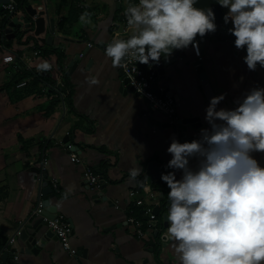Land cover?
Here are the masks:
<instances>
[{"label": "crops", "instance_id": "1", "mask_svg": "<svg viewBox=\"0 0 264 264\" xmlns=\"http://www.w3.org/2000/svg\"><path fill=\"white\" fill-rule=\"evenodd\" d=\"M29 1L24 5L30 4L36 17L22 16L19 11L21 18L29 19V32H34V21L42 18L39 35H51L52 40L51 44L41 43L31 34L17 33L8 50L0 53V233L10 236L19 225H29L37 218L32 211L39 175L30 168H40L56 194L50 203L71 224L70 242L79 256L70 255L51 237L36 254L18 252L16 264H178L162 215L156 219L157 236L153 228L138 237L127 223L130 191L147 203L152 202V192H157L158 199L160 192L167 197L164 183L146 177L147 164L157 161L165 167L170 159L166 152L170 138L180 141L174 131L179 121L186 122L187 135L194 138L199 129L207 127L204 109L209 99L201 88L195 61L204 66L214 96H225L217 108H232L233 101L247 89L264 87V69L247 70L243 50L234 48L229 34L216 40L197 37L199 55L189 46L159 80L160 87L175 99L177 123L157 110L148 117L142 97L120 89V67L113 66L103 51L104 44L121 29L129 0ZM83 13H88L84 20ZM45 46L61 50L67 78L56 58L46 54ZM7 52L15 56L11 63L1 60ZM43 61L51 65L46 71L37 67ZM74 61L76 67L69 73ZM91 77L98 83L91 84ZM19 80L27 81L26 85L17 88ZM58 84L66 90L60 102L55 96ZM70 92L69 104L66 96ZM66 135L74 151L62 141ZM72 153L78 162L70 160ZM254 155L264 163V154ZM133 166L142 170L131 180ZM88 169L106 183L98 200L91 195L100 189L84 178ZM168 171L172 170L165 167L164 173ZM179 176L177 171L176 178ZM162 206L167 212L168 202ZM159 207L155 209L159 211ZM161 235L166 236L165 241ZM14 239L13 246L19 251L24 244L17 236Z\"/></svg>", "mask_w": 264, "mask_h": 264}, {"label": "clouds", "instance_id": "2", "mask_svg": "<svg viewBox=\"0 0 264 264\" xmlns=\"http://www.w3.org/2000/svg\"><path fill=\"white\" fill-rule=\"evenodd\" d=\"M215 3L225 10L222 21L231 24L228 34L234 48L243 50L247 70L264 69V0ZM196 4L129 0L124 16L132 34L114 35L104 44L105 57L113 66L132 61L151 67L189 46L199 55L197 37L217 25L213 9ZM37 67L46 71L51 65L43 61ZM224 98L221 93L209 99L207 127L196 138L180 142L172 136L166 148L165 167L172 171L161 173L160 181L168 189L166 235L178 264H264V163L254 155L264 154V87L247 89L232 108H217ZM141 170L131 167L129 179Z\"/></svg>", "mask_w": 264, "mask_h": 264}, {"label": "water", "instance_id": "3", "mask_svg": "<svg viewBox=\"0 0 264 264\" xmlns=\"http://www.w3.org/2000/svg\"><path fill=\"white\" fill-rule=\"evenodd\" d=\"M9 0H0V7L3 4H7ZM196 7L204 8V7H211L215 14V23L217 25L216 31L213 33H207L203 38L211 37L212 39L216 40L219 38H224L227 36L228 31V25L224 24L222 21L223 16V9L219 7L215 3V0H197ZM18 9L22 11V16L25 14L28 15V17L37 15L36 10L31 7L30 4H27L25 6H18ZM20 14L15 15H8L5 17V20L0 23V53H2L5 50H8V46L11 44V40L16 38V34H21L22 36H28L29 34L33 35L34 38L41 42V43H47L51 44V35L47 36L46 38L39 35L41 32H43V23L42 18H37L34 23V32H29L31 26L29 23L28 17H22ZM29 23V25H27ZM51 31H54V20H49ZM118 33H122V27L119 29ZM122 37H126V35H121ZM21 39V38H20ZM19 39V41H21ZM184 55V50L175 51L173 55L167 60L164 61L161 59V62L157 65H153L151 67H148L146 65H143L147 73H152L155 80L151 84V90L153 93L157 95L164 96L167 94V89L162 88L159 85V80H163V78L166 76V68L169 67L171 64H173L179 56ZM195 70L197 71L198 78L200 80L201 88L203 89L204 93L206 94V97L210 99L214 96L210 81L207 78V74L204 70V66L202 65L200 60L195 61L194 63ZM76 67V61L70 63L69 68L71 73L74 68ZM120 80L121 85L120 89L126 93V92H133L135 95L140 96L138 93L134 92L133 89L128 84V79L124 76H122V73L120 71ZM142 97V96H140ZM142 99L145 101L146 108H147V116L151 117V115L156 111L151 104L144 98ZM152 121V119H149ZM174 131L178 132L180 135V141H191L194 139V137H191L187 135V126L186 122L179 121L178 125L174 127ZM64 144L70 146V142L68 140V136L66 135L63 140ZM71 150H75V147L72 145L70 146ZM32 172H35L39 175V184H38V194H37V200H36V206L40 202L42 206V212L40 215L37 216V218L34 219V221L29 224H21L17 227L16 231L8 236L5 234L0 233V264H16V261L13 259L14 256H16L19 253H33L36 254L39 252V248L44 247L47 240L51 237L54 239L57 238L54 233L47 228L46 221L43 220V216H47L49 218L53 217L58 209L56 204H51L49 199L54 198L56 196L55 192L53 191L52 187L48 184L46 180V172L42 171L40 168L32 167L30 168ZM165 167L162 163H159L157 161H151L147 164V173L146 177L152 179L153 181L160 180L161 173H164ZM99 191L94 192L91 196L93 199H97L98 197L102 196V194L105 192V180L100 177L99 181ZM160 199L162 200L164 198L163 192L159 193ZM35 206V207H36ZM154 212L157 213L158 210L154 209ZM140 213H143V210H140ZM166 212L162 213V220H163V227L166 228V220H165ZM143 219L146 221H150L151 225L155 227L153 234L155 236L158 235L159 229L156 228V221L155 220H149L148 215H143ZM70 234H72V230L70 231ZM15 236L23 242L24 247H21L19 251L13 246V241L15 240ZM161 239L165 241L166 236L161 235ZM79 256V251L76 252L75 257L77 258Z\"/></svg>", "mask_w": 264, "mask_h": 264}, {"label": "built area", "instance_id": "4", "mask_svg": "<svg viewBox=\"0 0 264 264\" xmlns=\"http://www.w3.org/2000/svg\"><path fill=\"white\" fill-rule=\"evenodd\" d=\"M138 2V0H134V3ZM0 9L8 15H15L19 14V9L17 6L16 0H9L7 4L1 5ZM36 15H34V18ZM122 25V35L129 36L132 34V29L130 30V27L126 24L125 16L123 17L121 21ZM87 46H91V43H87ZM191 47V46H190ZM38 51H35V54H37ZM80 56L83 55V53L79 54ZM14 55L10 52L3 53L1 55V60L3 63H11L14 60ZM120 67V66H119ZM64 70H67L66 67H63ZM120 71L122 73V76L126 77L128 79V84L133 89L134 92L138 93L140 96L144 97L151 106L163 113L164 115L171 118L172 123H177V114H176V102L173 96L169 94H165L164 96L157 95L153 93L151 90V84L155 80L152 73L148 74L146 68L139 63L128 61L126 63V66L120 67ZM63 74V71H61ZM27 81H20L16 83V87H23L25 86ZM56 100L60 102L63 99V95L65 94L66 90L65 88L58 84L56 86ZM71 161L78 162L79 158L76 154L72 153L70 157ZM84 178L86 181L91 184L95 185L96 187H99L98 181H99V175L94 173L91 170H86L84 172ZM52 186L54 188L57 187V183L52 180ZM136 191H130V196L132 197V201H130L128 208H127V223L130 225V227L133 229V232L138 236L142 237L146 229H153V227L150 223V221H146L141 216L148 215L149 220H155L157 219V213L154 212L155 207H159L160 199H158L157 192H152L151 199L152 202H145L141 198H139ZM139 208L140 210H143V213H141V216L137 217L134 215V209ZM42 212V206L39 202L37 206L32 211L33 215H40ZM43 220L47 223V228L51 230L54 235L57 237L58 241L60 242L62 248L66 250L70 255L75 256L77 250L72 246L70 242V231H71V224L66 219V217L61 213H56L53 217L49 218L47 216H43ZM15 261L17 260V255L13 258Z\"/></svg>", "mask_w": 264, "mask_h": 264}, {"label": "trees", "instance_id": "5", "mask_svg": "<svg viewBox=\"0 0 264 264\" xmlns=\"http://www.w3.org/2000/svg\"><path fill=\"white\" fill-rule=\"evenodd\" d=\"M16 2H17V6H20V5L25 6V5H24V4H25V0H16ZM6 15H7V14L4 13V12L0 9V20H1L0 23H1L2 21L5 20ZM65 22H66V21H64V20L62 19V23H65ZM45 48L48 49V50L46 51V54H50V55H52V56H54V57L56 58V62H57V66H58V68L60 69V71H63V75H64V77L67 78V70H64V68H63V54H62L61 50H59V49H55V48L52 49V48L47 47V46H45ZM19 81H20V80H19ZM24 94H27V92H25ZM66 99H67L68 103L70 104V102H71V92L66 96ZM155 183H163V182L160 181V180H157V181H155ZM154 190H159V189H156V188L154 187ZM166 198H167V197H164V198L161 200V204H160V207H159V211L157 212V219H160L162 213L164 212V206H162V204L168 202V199H166ZM134 215L137 216V217L141 216V215H140L139 208L134 209Z\"/></svg>", "mask_w": 264, "mask_h": 264}, {"label": "rangeland", "instance_id": "6", "mask_svg": "<svg viewBox=\"0 0 264 264\" xmlns=\"http://www.w3.org/2000/svg\"><path fill=\"white\" fill-rule=\"evenodd\" d=\"M25 3H30V1L29 0H25Z\"/></svg>", "mask_w": 264, "mask_h": 264}]
</instances>
